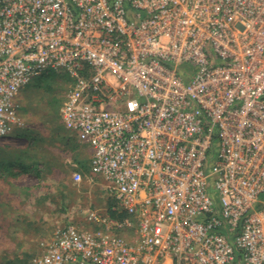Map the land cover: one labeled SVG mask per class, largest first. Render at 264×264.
<instances>
[{
    "label": "built area",
    "instance_id": "2783aa9c",
    "mask_svg": "<svg viewBox=\"0 0 264 264\" xmlns=\"http://www.w3.org/2000/svg\"><path fill=\"white\" fill-rule=\"evenodd\" d=\"M51 73L111 206L34 264H264V0H0V142Z\"/></svg>",
    "mask_w": 264,
    "mask_h": 264
},
{
    "label": "rangeland",
    "instance_id": "374dc122",
    "mask_svg": "<svg viewBox=\"0 0 264 264\" xmlns=\"http://www.w3.org/2000/svg\"><path fill=\"white\" fill-rule=\"evenodd\" d=\"M51 75L21 92L22 125L0 142V163L12 162L11 173H20L22 159L31 166L22 176L0 179V264H34L58 229L89 228L86 210L111 206L104 181L91 177L89 149L61 118L70 80ZM75 172L83 174L82 183L74 181Z\"/></svg>",
    "mask_w": 264,
    "mask_h": 264
},
{
    "label": "crops",
    "instance_id": "0c3cea01",
    "mask_svg": "<svg viewBox=\"0 0 264 264\" xmlns=\"http://www.w3.org/2000/svg\"><path fill=\"white\" fill-rule=\"evenodd\" d=\"M13 166H14V164L12 162L11 163H8V164L7 163H5V164L0 163V179L1 180L4 179V178H6L8 175L14 176V177H16V176H22L23 173H24V171L25 172L27 171V170H24V169H22L20 167V169H21L20 170V173H11ZM15 172H17V171H15ZM100 212L106 214L107 210L106 211H100ZM0 214H2V213H0ZM5 248H3L4 250H2V251H5Z\"/></svg>",
    "mask_w": 264,
    "mask_h": 264
},
{
    "label": "trees",
    "instance_id": "16d2710c",
    "mask_svg": "<svg viewBox=\"0 0 264 264\" xmlns=\"http://www.w3.org/2000/svg\"><path fill=\"white\" fill-rule=\"evenodd\" d=\"M48 77H53V75H51V76L47 75V77H45V78L47 79ZM45 78L43 77L41 80L46 81ZM17 165H18L19 167H21L22 169H24V170H30V168H31V166H30L28 163H26V159H24V160H23V159L20 160V161L17 163Z\"/></svg>",
    "mask_w": 264,
    "mask_h": 264
}]
</instances>
